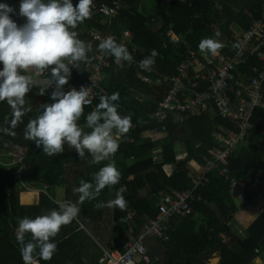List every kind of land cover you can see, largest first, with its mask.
Masks as SVG:
<instances>
[{
    "label": "trees",
    "instance_id": "16d2710c",
    "mask_svg": "<svg viewBox=\"0 0 264 264\" xmlns=\"http://www.w3.org/2000/svg\"><path fill=\"white\" fill-rule=\"evenodd\" d=\"M110 1L93 0V4ZM128 2L130 8L123 7L106 25L90 17L77 26L78 31L86 37V33L90 31L110 32L118 40L124 30L133 33V38L123 45L134 55V60L125 71L116 70L119 68L114 65L106 70L101 95L111 96L118 92L120 99L116 103L119 114L131 117L132 127L119 138L118 151L112 157L121 173L120 182L110 188L106 187L95 200L85 201L83 204L78 203L77 194L75 202L80 208L82 223L109 252H124L129 213L134 212V220L138 225L153 222L163 194L191 188L188 164H203V157L207 156L208 149L219 146L216 135L229 129L237 133L240 131L238 121L233 117H222L214 103L205 113H183L184 119L181 113L170 112L159 122L152 114L167 90L165 87L144 84L139 78V62L148 57L150 51L156 50L158 56L154 66L158 73L173 75L177 65L190 51H195L197 57L206 66H210V61L202 59L199 54L201 50L198 45L201 40L213 35L217 29L227 39L234 40L240 32L241 38L252 21L262 16L264 9V0ZM11 3H14L15 9L11 18L18 25H23L26 20L19 15L21 0H11ZM77 3L78 0H73L74 5ZM94 5L91 15L99 19L101 15L94 9ZM93 44V48H96L100 43L93 40ZM241 44L239 40V47ZM222 51L231 58L235 55V51ZM261 51L264 53V46ZM252 56L234 73L235 80H247L258 74L261 61L256 55ZM150 76L152 79L156 78L153 74ZM75 81L71 75L69 82ZM236 88L233 81L230 95L233 113L237 100L234 95ZM48 90L52 94V89ZM262 93L263 105H258L251 115L252 128L230 148L228 155L230 175L238 183L243 182L244 186L238 184L231 188L229 181L219 176L217 171L211 172L207 185L195 192L201 195L202 200L193 203V212L185 217L175 216L166 224L169 240L161 244L162 248L159 249H162L163 257L157 264H251L264 251V84ZM101 96L85 106L84 114L78 122L86 133L91 131L86 127V117L100 103ZM12 111L6 101L0 102V154L13 149L9 133L25 131L29 121L41 113L39 107L31 109L25 98L24 114L16 127L12 128ZM5 129L9 131L6 132ZM157 150L158 154L155 153ZM67 152L69 148L65 145L64 151L58 153L61 154L59 162L54 165L70 162L72 168L69 170L76 169L80 174V178L70 187L71 190L78 188L82 180L94 183V174L109 163L106 160L91 164L92 157L87 151L83 158L76 151L72 154ZM178 153H183L184 158L178 159ZM157 157L159 158L156 159ZM25 159L27 162V158ZM72 162L80 163L72 166ZM166 166H172L173 169L167 170ZM15 169L13 166H4L0 161V264H24L21 245L17 240L18 220L25 217L33 219V211L36 209L19 203V192L26 190L24 187L20 189ZM29 170L24 169L23 175L32 180H41L40 168L38 172L31 173ZM69 177L67 174L66 178ZM63 181L66 180L56 181L54 176L48 179L51 185L61 186ZM121 188L124 189L123 196L126 200L123 210L118 207H96L98 203L106 205L115 199L116 192ZM99 220V226L103 230L98 227ZM234 225L238 228H234ZM239 229L244 233L241 234ZM67 235L68 233L61 232L54 238L56 252L50 260L37 257L40 264H102L99 262L102 250L87 233L79 231ZM30 239V235H27L25 242ZM86 241H89L88 250ZM157 243L161 242L154 238L146 241L147 247ZM82 247L84 251L81 250ZM59 249L61 251L56 258L64 252H73V262L57 261L55 256Z\"/></svg>",
    "mask_w": 264,
    "mask_h": 264
},
{
    "label": "clouds",
    "instance_id": "9594fccd",
    "mask_svg": "<svg viewBox=\"0 0 264 264\" xmlns=\"http://www.w3.org/2000/svg\"><path fill=\"white\" fill-rule=\"evenodd\" d=\"M92 7L93 0H78L75 5L73 0H21L19 15L26 23L18 25L11 18L15 9L0 3V64L3 65L0 70V102L6 101L13 110L11 127L15 128L24 114L26 95L33 86H37L38 82L31 73L35 71L39 75L50 70V79L40 81L43 87L39 89L40 95H44L48 88H53V103L41 106V113L27 124L25 138L34 141L37 147L42 146L48 156L62 153L64 146L68 145L80 158L87 151L92 157L91 164L109 161L94 174V183L82 180L74 190L79 193V204L95 200L103 189L120 182L121 173L112 157L118 151L119 138L132 127L131 117L121 116L118 112L116 102L120 95L117 92L100 97V103L86 117V127L91 129L86 133L78 122L85 106L91 103L89 88L77 90L73 87L64 91V86L69 84L72 67L87 61V54L92 51L91 44L80 40L74 30L90 18ZM198 47L201 52L215 56L223 45L212 38H205ZM98 50L114 57L120 67L124 66L123 62L133 61L127 47L117 43L113 37L105 38L98 45ZM153 64L154 60L149 56L139 62V67ZM9 134L15 135L14 132ZM123 192V188L119 189L115 199L106 205L98 203L96 207L123 210L126 207ZM79 214L80 208L76 203L65 202L59 204V210H51L34 219H19L17 240L24 264H39L37 257L50 260L57 250L54 238L62 227L73 221L83 227ZM27 235L31 239L25 242Z\"/></svg>",
    "mask_w": 264,
    "mask_h": 264
},
{
    "label": "built area",
    "instance_id": "2783aa9c",
    "mask_svg": "<svg viewBox=\"0 0 264 264\" xmlns=\"http://www.w3.org/2000/svg\"><path fill=\"white\" fill-rule=\"evenodd\" d=\"M179 1L184 2L185 0ZM123 7L122 0H111L110 3L102 2L94 5V9L105 17L107 23L112 17L117 16ZM125 8L129 9V7ZM74 30L78 33L80 40L86 44H91L92 51L87 54V61L78 62L76 68L72 67L71 75L76 81L65 85L64 91H70L73 87L77 90L89 88L88 98L93 101L103 94L102 85L106 70L111 68V65L121 67L115 63L114 57L99 51L98 46L93 48V40L101 43L105 39L102 35L99 36L100 32L90 31L86 33V35L88 34L86 37L77 29ZM132 38L133 33L130 30H124L118 43L125 44ZM240 41L242 44L232 58L223 57L217 53L215 56L212 55L211 59H205L210 61V66H206L203 60L197 57L195 51H190L189 55L178 64L176 73L167 76L159 74L154 66L158 56L157 51H150L149 56L154 60V64L140 68L139 77L146 84L162 86L167 89L166 95L158 102L157 109L153 114L156 119L162 121L170 112L199 115L207 112L214 103L222 117H233L238 121L240 131L237 133L229 129L223 134L216 135L219 146L208 149L207 156L203 157V164L200 168L189 171L191 188L184 191L173 190L171 193L163 194V198L158 202L159 210L153 222L148 221L138 225L134 220V212H132L130 215L132 221L128 229V240L124 252H105L101 258L102 263L133 264L136 258L151 263L152 258L146 241L154 238L163 243L169 240L166 224L175 216L185 217L193 212V203L202 200L201 195L195 192L198 188L207 185L209 182L208 175L211 172L217 171L219 176L229 181L231 188L237 187L238 184L244 186L243 182L238 183L230 175L228 155L230 148L244 138L245 134L252 128L250 119L254 109L258 105H263L264 53L261 49L264 46V9L262 16L252 21ZM130 54L134 60V55ZM252 55H256L261 61L258 74L247 80L239 78L235 80L234 73ZM202 59L204 58L202 57ZM123 64L125 69L130 67V62H123ZM151 74L155 75L156 78L152 79ZM38 76L42 79H50V70H46ZM233 81L237 87L234 93L237 99L235 113L230 108L232 101L230 91ZM0 161L4 166L16 167V178L26 188L22 182L23 170L28 169L30 165H27L24 155L17 152L2 153L0 154Z\"/></svg>",
    "mask_w": 264,
    "mask_h": 264
},
{
    "label": "rangeland",
    "instance_id": "374dc122",
    "mask_svg": "<svg viewBox=\"0 0 264 264\" xmlns=\"http://www.w3.org/2000/svg\"><path fill=\"white\" fill-rule=\"evenodd\" d=\"M125 3H122V5L124 7H129V2L128 0H122ZM128 3H127V2ZM1 3H7V5H9L10 7H14V3H11V0H0ZM105 22V20H104ZM99 36H101V33L99 34ZM212 55L209 54V56H205L204 59H211ZM3 65L0 64V70H2ZM35 76H33V78L35 80H37V86H33L31 91L38 92L41 88L43 87V84L39 83L40 81H42L43 79L36 75L35 73H32ZM36 77V78H35ZM42 85V86H41ZM30 93V92H29ZM32 98H34L35 101L32 100ZM46 99L50 102L53 103V101L51 100V93L49 91H45L44 95H40V92H38L36 94V96H31V97H27L26 103L29 105V107L31 109H35L37 106L39 107V109H41L42 105L47 104ZM15 135L9 134L8 138H11V145L13 147L12 150H6V151H10V152H17L20 153L22 155H24L25 158H27V165H31L29 167V171L32 173L33 171L38 172V169L40 168L41 171V180H32L30 177H28L27 175H24L22 177V182L23 184L26 186V188L24 187V190L26 191H31L35 190L37 193H39L40 198H41V203L46 206V204L50 201V203L52 202V195H50L51 192H57L58 189L61 188V190H65V194H71L72 190L70 189V187L72 184H69V180L63 181L62 185H51L48 183V179L50 180V178H52V176L55 177L56 181H60L65 179V177L67 176V174L70 175V172L72 170H69L70 167V162H60L56 165H54V163L59 162V157L61 156V154H55L52 156H48L44 153L43 151V147H37L35 142L32 140H28L25 138V131H16L14 132ZM31 145V148H29V146ZM68 146V145H66ZM65 148V146H64ZM69 152L67 153H73L75 151L74 148L69 147ZM15 150V151H14ZM3 153H8V152H3ZM2 154V153H1ZM181 157V156H179ZM49 163H52L49 164ZM77 163H73V166H77ZM80 178V177H79ZM18 179V178H17ZM41 182V183H40ZM19 187L21 189V187L23 188V185L21 184V182L19 181ZM63 188V189H62ZM72 188V187H71ZM23 191L19 192V203L27 206V207H32L33 204H30L27 200L28 196H31L32 194H21ZM58 193V192H57ZM77 193V192H76ZM79 196V193H77ZM63 198V197H62ZM56 201L59 200L58 196H55ZM43 201V202H42ZM28 202V203H25ZM35 214V216H40V215H44L46 214V211H42V209H37L35 211H33V215ZM80 218V216H79ZM234 228H238L237 226L234 225ZM158 250V256H155L152 258V263L156 264V262H153L154 260H159L161 257H163V251L162 249H157ZM251 264H264V251L261 252L260 256L256 259L253 260L251 262Z\"/></svg>",
    "mask_w": 264,
    "mask_h": 264
},
{
    "label": "crops",
    "instance_id": "0c3cea01",
    "mask_svg": "<svg viewBox=\"0 0 264 264\" xmlns=\"http://www.w3.org/2000/svg\"><path fill=\"white\" fill-rule=\"evenodd\" d=\"M264 7V6H263ZM98 14H100V13H98ZM101 15V17L98 19L97 17H95V15H91L90 17L92 18V19H95V20H97V21H99V23H101V24H103V25H106L107 24V22H106V20H105V17L102 15V14H100ZM115 17V16H114ZM113 18V17H112ZM111 18V19H112ZM104 20H105V22H104ZM108 23H109V21H108ZM221 31L219 30V29H217L215 32H214V34L213 35H211V36H209L208 38H212V39H214V40H217L218 42H220L222 45H223V47L221 48V49H219L218 51H217V53H219V54H221L223 57H228V56H230V55H226L225 54V52H223L222 50L223 49H228L230 52H232V51H235L234 53H236L237 52V50H238V48H239V40L240 39H238V38H240V36H241V32L236 36V35H234V36H236L235 38H234V40L233 39H227V37H226V35H223V33H220ZM101 35L103 36V37H105V38H107V37H113V38H115L114 37V34H112V33H110V32H107V33H105V32H103V33H101ZM120 39V38H119ZM119 39L117 40V38H115V40L117 41V43H118V41H119ZM238 39V47H237V42H236V40ZM164 47H166L165 45H164ZM131 53V52H130ZM233 53V54H234ZM199 54H200V56L201 57H203V58H205V56H209V54L210 53H203V52H199ZM211 55V54H210ZM253 57V56H252ZM249 60V59H248ZM247 60V61H248ZM178 66V65H177ZM255 69H257V68H255ZM116 70H126L124 67H121V68H119V69H116ZM36 78V77H35ZM140 78V77H139ZM105 81L106 80H104V83H105ZM143 82V81H142ZM144 83V82H143ZM144 84H146V83H144ZM42 86V85H41ZM103 86V85H102ZM160 87H162V86H160ZM167 90V89H166ZM46 91H49L48 89L46 90ZM38 92H40V90L38 91ZM38 92H35V90L34 91H30V93H28L27 95H26V100H27V97L29 98V97H31V96H36V94L38 93ZM50 92V91H49ZM230 95H231V91H230ZM262 95H263V93H262ZM233 99H234V97H233ZM32 100L33 101H35L34 100V98H32ZM46 101H47V104H50V102L46 99ZM140 101H143V98H140ZM38 107V106H37ZM178 113H180V112H178ZM154 114V113H153ZM153 114H152V117H153ZM169 114H171V113H167L166 114V116L167 115H169ZM182 115H183V117H184V119H185V116H184V114L183 113H181ZM165 116V117H166ZM164 119V118H163ZM159 121V120H158ZM160 122V121H159ZM179 149H181V147H179ZM177 150H178V148H177ZM156 154H158L159 153V150H157L156 152H155ZM179 155H178V159H183L184 158V154L183 153H178ZM179 156H181V157H179ZM159 157H157L156 159H158ZM78 163H80V162H78ZM77 163V164H78ZM71 165L73 166V162L71 163ZM200 166L201 165H197L195 162H190L189 164H188V169L190 170V171H195L196 169H198V168H200ZM167 170H171V169H173L172 168V166H166L165 167ZM79 177H80V174L77 172V170L76 169H74V170H72L71 172H70V177L69 178H66L65 177V180H69L70 182H69V184H74L75 183V181H77L78 179H79ZM63 189V188H62ZM31 191H23L21 194H23V193H25V194H32L31 196H28L27 197V200H28V202L30 203V204H33L32 206H34V207H36V209L35 210H37V209H42V211H46V214H48L51 210H59L58 209V207H59V204L60 203H65V202H70V203H75L76 202V200H77V193L74 191V189L72 190V192H71V194H68V195H66L65 194V190L63 191V190H61V188L60 189H58V193L55 191V192H51L50 193V195H52V202L50 203V201L46 204V206H44L42 203H41V198H40V195H39V193H37L35 190H32V189H30ZM55 196H58L59 197V200L58 201H56V199H55ZM63 197V198H62ZM28 202H25V203H28ZM43 202V201H42ZM45 215V214H44ZM130 215H131V213H129V215H128V217H129V225H128V227H127V229L125 230V237H126V240H128V237H127V233H128V229H129V226H130V223H131V221H132V219H131V217H130ZM36 216H35V214L33 215V219L35 218ZM79 220H80V222L82 223V221H81V218H79ZM83 224V227H80V225H78L75 221H73V223H71L70 225H67V226H64V227H62V229H61V231H60V233L61 232H65L66 234L68 233V235H71V234H73V233H77V232H79V231H83V232H85V233H87L91 238H92V241L95 243V244H97L100 248H101V250H102V255H101V257H100V259H99V262L100 263H102L101 262V258L104 256V253L105 252H109V250H107V249H105V248H103V246L100 244V242L99 241H97V239H95L91 234H90V231H89V229L85 226V224L84 223H82ZM99 224H100V220L98 221V227L99 228H101L102 230H103V228L102 227H100L99 226ZM239 232L241 233V234H243L244 232L242 231V230H240L239 229ZM243 232V233H242ZM67 235V236H68ZM66 236V237H67ZM86 244H87V250H88V248H89V241H86ZM83 245V244H82ZM162 245L161 244H159V243H157V244H155V245H153V246H148L149 247V250H150V253H151V256H152V258L153 257H155V256H158L157 254V252H158V250L157 249H159L160 247H161ZM81 250L82 251H84V248L82 247L81 248ZM61 250L59 249L58 251H57V253H56V256H55V258L57 257V255L59 254V252H60ZM114 251H116V250H114ZM73 252H64L59 258H56V260L57 261H61V260H67V261H71V259H73ZM157 261H160V259L159 260H157ZM157 261L156 260H154L153 262H156V264H157ZM71 262H73V261H71ZM102 264H106V263H102ZM133 264H152V261H151V263H146V262H144V261H142L141 259H139V258H136L135 260H134V263Z\"/></svg>",
    "mask_w": 264,
    "mask_h": 264
},
{
    "label": "water",
    "instance_id": "95a60500",
    "mask_svg": "<svg viewBox=\"0 0 264 264\" xmlns=\"http://www.w3.org/2000/svg\"><path fill=\"white\" fill-rule=\"evenodd\" d=\"M1 238V237H0Z\"/></svg>",
    "mask_w": 264,
    "mask_h": 264
}]
</instances>
